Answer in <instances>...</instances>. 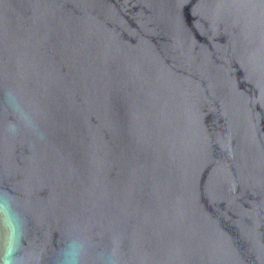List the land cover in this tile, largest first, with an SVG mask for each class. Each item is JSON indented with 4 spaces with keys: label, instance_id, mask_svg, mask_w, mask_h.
<instances>
[{
    "label": "water",
    "instance_id": "obj_1",
    "mask_svg": "<svg viewBox=\"0 0 264 264\" xmlns=\"http://www.w3.org/2000/svg\"><path fill=\"white\" fill-rule=\"evenodd\" d=\"M7 261L264 264V0H0Z\"/></svg>",
    "mask_w": 264,
    "mask_h": 264
},
{
    "label": "clouds",
    "instance_id": "obj_2",
    "mask_svg": "<svg viewBox=\"0 0 264 264\" xmlns=\"http://www.w3.org/2000/svg\"><path fill=\"white\" fill-rule=\"evenodd\" d=\"M8 254L11 255V252H9ZM6 264H11V261H7Z\"/></svg>",
    "mask_w": 264,
    "mask_h": 264
}]
</instances>
